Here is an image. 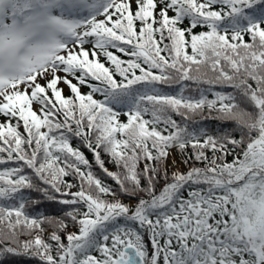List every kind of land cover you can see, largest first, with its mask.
<instances>
[{
  "label": "snow or ice",
  "instance_id": "1",
  "mask_svg": "<svg viewBox=\"0 0 264 264\" xmlns=\"http://www.w3.org/2000/svg\"><path fill=\"white\" fill-rule=\"evenodd\" d=\"M0 264H264V0H0Z\"/></svg>",
  "mask_w": 264,
  "mask_h": 264
}]
</instances>
